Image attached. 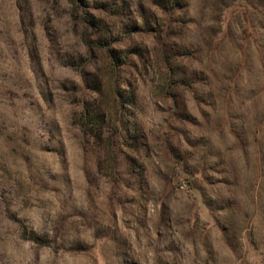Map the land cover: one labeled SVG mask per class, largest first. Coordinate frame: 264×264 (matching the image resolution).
Listing matches in <instances>:
<instances>
[{"label":"rangeland","instance_id":"obj_1","mask_svg":"<svg viewBox=\"0 0 264 264\" xmlns=\"http://www.w3.org/2000/svg\"><path fill=\"white\" fill-rule=\"evenodd\" d=\"M83 6L0 0V264H264V0Z\"/></svg>","mask_w":264,"mask_h":264},{"label":"trees","instance_id":"obj_2","mask_svg":"<svg viewBox=\"0 0 264 264\" xmlns=\"http://www.w3.org/2000/svg\"><path fill=\"white\" fill-rule=\"evenodd\" d=\"M68 3L72 4L75 8V11H79V8H83V0H67ZM84 26H85V33H84V37H83V45L85 46V48L89 51L92 52L94 49H101L103 51V53L105 54L106 58L109 61L110 66L113 69L118 68V59L117 56L115 54V52L108 48L107 46H104L101 44V41L99 40H93L94 35H96V33L100 34V29H99V24H97L96 20H93L92 17L86 13L83 12V19H82ZM85 117H86V113H85ZM22 237L24 239H26L27 241H30L34 244L37 245H45L46 242L41 239L40 237H38L36 234H34L33 232L24 230L22 232Z\"/></svg>","mask_w":264,"mask_h":264}]
</instances>
